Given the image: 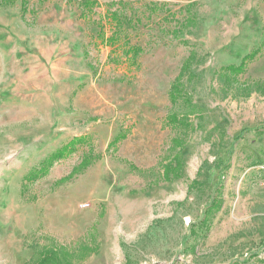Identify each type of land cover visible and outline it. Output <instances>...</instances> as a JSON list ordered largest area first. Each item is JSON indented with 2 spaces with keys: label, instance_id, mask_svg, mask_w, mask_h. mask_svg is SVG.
Listing matches in <instances>:
<instances>
[{
  "label": "rangeland",
  "instance_id": "374dc122",
  "mask_svg": "<svg viewBox=\"0 0 264 264\" xmlns=\"http://www.w3.org/2000/svg\"><path fill=\"white\" fill-rule=\"evenodd\" d=\"M76 1L29 0L24 18L21 0L0 5V264L53 243L73 264H264V47L238 83L220 74L264 43V0H129L174 15L129 30L148 49L138 70L97 38L94 20L118 0L90 19ZM176 25L189 46L168 35ZM190 48L204 58L183 79L197 117L176 137L163 120Z\"/></svg>",
  "mask_w": 264,
  "mask_h": 264
},
{
  "label": "trees",
  "instance_id": "16d2710c",
  "mask_svg": "<svg viewBox=\"0 0 264 264\" xmlns=\"http://www.w3.org/2000/svg\"><path fill=\"white\" fill-rule=\"evenodd\" d=\"M14 1L15 0H0V5L11 6ZM76 2L81 10L80 16L84 19H90L95 8H102V6H104L103 4H100L98 0H77ZM28 3L29 0H21V14L23 18L28 12ZM193 5H195V3L189 4L187 8H190ZM105 7L106 12L103 17H100L97 21L94 20V22L99 29L97 38H99L100 42L106 46L112 47L109 61L112 63H120L122 60L127 61L129 62L131 68L138 70L140 67L139 60L141 56L148 51V49L140 44H134L130 37L129 30L137 29L143 24V18L151 19L153 15L158 14L161 11L167 13L164 18L166 19L171 15V10L168 9L165 4L153 2L146 4L145 8H135L134 3L129 0L111 1L106 3ZM187 13H190L189 10ZM171 17L174 19V15H171ZM178 23L179 22L176 24ZM107 28H110V35L107 34ZM167 33L185 46H189L188 41L181 39V31L177 25L174 28L167 29ZM262 47H264V43L259 48L253 49L249 54L245 55L239 65L232 64L223 66L220 69V74L225 78V83L230 84L233 80L238 83L240 77L246 73L248 66L257 60ZM113 52L122 53L123 59H114L112 56L114 54ZM198 54L199 53L195 48H190L188 57L182 63L179 75L175 78L168 91L171 107L163 120V127H167L178 132L179 134H177L176 137H179L181 134L180 132L182 131H185V134H187V131H190L189 129L192 128V118L197 117V114L194 111V105L191 102V96L187 91L186 86H184L183 79L186 75L189 79L195 76L193 67L195 65V60L198 58ZM88 57L89 53L85 50V58ZM199 59H197L196 65L201 64V61L204 60V58H202L201 61ZM261 86L264 88V83L261 84ZM126 138L127 135L121 131L110 143L108 150L110 151V149L116 148V146ZM87 140V136L74 137L67 144L63 145L60 149L53 153L51 157L44 161V167L39 172L40 174H36L37 178L45 176L48 168L52 167L55 162L64 159L73 153L78 146L86 145ZM182 141L183 138H173L172 143L173 145L179 146L182 144ZM91 157L92 156L90 155V157L86 156L83 159L80 164V168L82 167L81 169L87 168L93 164L94 160ZM130 166L134 170L137 169L134 165ZM164 166L167 168L168 173L172 172L175 173L176 176H179L178 173L174 171V161H171L168 165H163V167ZM80 168H77V170L74 171L69 178H73ZM30 178H32V176ZM165 179L169 180L168 174H166ZM211 207L215 208L216 202L213 203L210 208ZM35 257L37 258L34 259ZM34 258L26 264H73V261L75 260V256H72L65 246L54 245V243L52 246L43 248L42 251L36 249L34 251Z\"/></svg>",
  "mask_w": 264,
  "mask_h": 264
},
{
  "label": "crops",
  "instance_id": "0c3cea01",
  "mask_svg": "<svg viewBox=\"0 0 264 264\" xmlns=\"http://www.w3.org/2000/svg\"><path fill=\"white\" fill-rule=\"evenodd\" d=\"M139 165L144 166V167H149L151 165V163L149 162V159H144L143 162H141V163L139 162Z\"/></svg>",
  "mask_w": 264,
  "mask_h": 264
},
{
  "label": "built area",
  "instance_id": "2783aa9c",
  "mask_svg": "<svg viewBox=\"0 0 264 264\" xmlns=\"http://www.w3.org/2000/svg\"><path fill=\"white\" fill-rule=\"evenodd\" d=\"M82 207H83V208L90 207V204H89V203H84V204L82 205Z\"/></svg>",
  "mask_w": 264,
  "mask_h": 264
}]
</instances>
